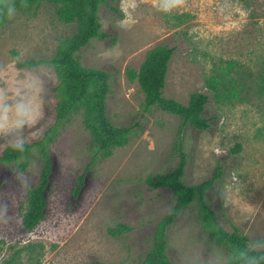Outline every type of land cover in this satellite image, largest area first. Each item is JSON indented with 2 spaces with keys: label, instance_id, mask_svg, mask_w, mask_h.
<instances>
[{
  "label": "rangeland",
  "instance_id": "obj_1",
  "mask_svg": "<svg viewBox=\"0 0 264 264\" xmlns=\"http://www.w3.org/2000/svg\"><path fill=\"white\" fill-rule=\"evenodd\" d=\"M125 6L133 0H123ZM136 23L120 27L121 0H105L98 8L101 30L79 52L81 65L110 74L106 111L114 125L131 126L129 142L111 156L93 155L92 140L81 112L70 117L49 145L52 174L44 218L31 231L23 229L26 188L38 181L42 162L36 147L21 171L18 161L0 163V205L8 219L0 222V264H137L148 251L155 224L168 213L174 196L154 189L146 176L171 170L179 161L174 148L179 118L156 107L145 109L137 80L125 69H138L148 50L173 49L163 93L181 103L193 92L208 94L204 115L211 127L183 129L186 155L182 180L186 185L210 176L216 165L223 177L215 190L227 219L251 241L264 238V0H187L171 13H162L153 0H136ZM75 23L61 22L52 4L42 2L0 26V63L18 55L50 58ZM19 64V63H18ZM18 68L24 69L26 67ZM53 79L46 118L27 132L28 144L39 140L54 120L57 101L53 66L43 63ZM7 146L0 140V153ZM239 147L237 152L233 149ZM219 153V154H218ZM85 172L77 198L76 177ZM211 199V194H208ZM222 224L228 228L227 222ZM125 223L131 230L117 237L107 227ZM168 257L173 264H226L225 250L202 230L195 204L181 211L167 229Z\"/></svg>",
  "mask_w": 264,
  "mask_h": 264
},
{
  "label": "trees",
  "instance_id": "obj_2",
  "mask_svg": "<svg viewBox=\"0 0 264 264\" xmlns=\"http://www.w3.org/2000/svg\"><path fill=\"white\" fill-rule=\"evenodd\" d=\"M105 0H25L28 7H20L17 0V10H28L42 2L52 4L57 18L64 23H75V31L69 37L61 38L55 53L50 58H30L18 65L20 67H34L43 63L53 66L57 76L54 92L57 101L54 103V120L43 136L32 144H26L23 153L5 147L0 153V163L23 161L18 163L19 170H25L28 162L27 155L32 147H36L42 162L38 181L26 190L25 209L21 217L23 229L33 228L44 218L47 206L46 194L52 174V159L49 145L57 138L60 130L70 120V117L81 112L82 122L91 136L93 155L90 162L97 158L103 159L112 155L113 150L125 146L129 142L131 126L114 125L106 111V99L109 92L110 74L104 69L89 68L81 65L79 52L94 37L104 39L108 34L101 30L98 19V8ZM7 19L0 20L4 26ZM173 49L165 45H157L147 51L144 60L136 70L131 67L125 69L128 80H137L143 92L145 109L156 107L166 113L179 118L174 148L179 161L171 170L157 172L145 177L147 186L154 189L164 188L174 196L171 210L158 218L148 251L137 264H173L168 257L167 229L173 224L177 215L191 204L196 205L199 224L202 230L211 238L212 242L222 247L226 254V264H243L233 259L238 248L251 241L242 233L238 226L230 222L224 212V206L215 195V190L223 177V166L218 164L205 180L192 185L184 184L182 173L186 155L183 151L181 135L186 126L196 130H207L211 127L210 118L204 115L208 102V94L193 92L186 103H181L163 93L168 63ZM239 147L233 149L237 152ZM86 173L76 177L72 188L73 198H77L85 183ZM211 194V199H208ZM227 222L225 228L222 221ZM131 230L125 223H117L107 227V233L113 237L120 236ZM261 240H264L261 239ZM264 253L252 252L250 255ZM91 264H106L95 261Z\"/></svg>",
  "mask_w": 264,
  "mask_h": 264
},
{
  "label": "clouds",
  "instance_id": "obj_3",
  "mask_svg": "<svg viewBox=\"0 0 264 264\" xmlns=\"http://www.w3.org/2000/svg\"><path fill=\"white\" fill-rule=\"evenodd\" d=\"M187 0H153L154 7L162 13H171L186 5ZM20 7H28L25 0H19ZM136 0L125 6L120 4L122 19L120 27L131 26L136 23L132 13L137 8ZM17 14V0H0V20L13 19ZM21 56L13 58L8 63H0V140L5 141L7 147L23 153L28 140L27 132L37 128L46 118V106L50 83L43 66L18 68L22 63ZM219 154V153H218ZM22 186L31 187L28 177L21 179ZM6 205H0V222L8 219ZM252 252L264 253V240L248 241L243 248H238L233 259L243 264H264V254L250 255ZM211 264V262H209Z\"/></svg>",
  "mask_w": 264,
  "mask_h": 264
}]
</instances>
